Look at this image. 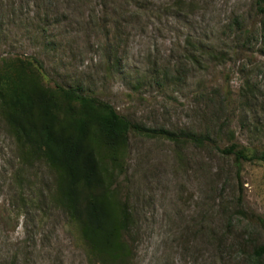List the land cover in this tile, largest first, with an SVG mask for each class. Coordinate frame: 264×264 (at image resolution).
I'll use <instances>...</instances> for the list:
<instances>
[{"label":"rangeland","instance_id":"1","mask_svg":"<svg viewBox=\"0 0 264 264\" xmlns=\"http://www.w3.org/2000/svg\"><path fill=\"white\" fill-rule=\"evenodd\" d=\"M33 60L45 84L79 87L179 138H92L116 219L124 206L133 215L130 264H252L264 245V162L239 171L215 146L264 152L259 0H0V70ZM8 113L0 100V264H99L67 212L63 173L33 159Z\"/></svg>","mask_w":264,"mask_h":264},{"label":"trees","instance_id":"2","mask_svg":"<svg viewBox=\"0 0 264 264\" xmlns=\"http://www.w3.org/2000/svg\"><path fill=\"white\" fill-rule=\"evenodd\" d=\"M259 4L264 12V0H259ZM189 45L196 49L193 43ZM203 54L206 59L220 60L212 51ZM189 57L204 67L194 53ZM20 66L0 70V100L9 106L5 118L8 126L29 148L34 160L45 161L63 173L67 212L79 223L83 238L100 258L99 264H130L126 237L133 215L124 206L121 217L116 219L92 138L96 131L106 133L112 144H126L133 133L164 137L171 142H178L179 138L166 130L156 131L133 124L112 105L85 94L79 87L45 84L44 65L38 60ZM183 136L203 147L213 143L209 134L185 133ZM215 147L221 154L233 156L239 171L245 163L264 162V152L258 156L237 144L225 149ZM239 214L245 215L244 212ZM231 224L228 223V230ZM250 260L252 264H264V245L252 250Z\"/></svg>","mask_w":264,"mask_h":264}]
</instances>
